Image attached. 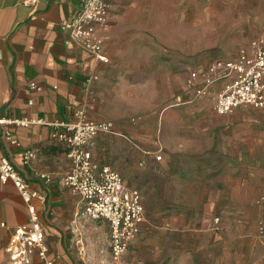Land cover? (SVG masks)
<instances>
[{"label": "rangeland", "instance_id": "374dc122", "mask_svg": "<svg viewBox=\"0 0 264 264\" xmlns=\"http://www.w3.org/2000/svg\"><path fill=\"white\" fill-rule=\"evenodd\" d=\"M119 2L117 14L136 34L135 43L145 40L147 51L166 54L160 60L166 70L153 61L144 92L155 115L178 105L182 111L169 117L171 123L153 115L145 133L149 159L144 166L128 163L136 169L124 181L141 194L142 232L115 259L108 223L81 213L88 221L78 243L86 249L82 264H264V108L219 115L208 101L192 103L196 97L187 86L192 69L235 57L258 35L264 0ZM5 249L0 264L9 260Z\"/></svg>", "mask_w": 264, "mask_h": 264}, {"label": "crops", "instance_id": "0c3cea01", "mask_svg": "<svg viewBox=\"0 0 264 264\" xmlns=\"http://www.w3.org/2000/svg\"><path fill=\"white\" fill-rule=\"evenodd\" d=\"M22 1L0 0V119L42 122L0 125V157L9 159L33 189L46 195L45 202L38 203V215L50 257L56 264H82L79 255L86 249L85 244H79L84 241L88 221L81 215V197L61 183L70 172L71 160L66 145L53 138L55 132L64 129L58 124L69 122L78 108L92 120L112 121L113 134H99L89 150L94 161L111 166L124 181V176L133 175L136 169L128 163L144 166L149 159L146 150L152 144L145 133L151 130L153 115L161 123H171L169 117L182 111V106L155 115L157 107L153 108L151 95L144 92L150 90L153 61L160 70H166V63L160 61L166 54L147 51L145 40H138L143 45L135 43L136 34L122 26L125 21L117 14L119 0H109L108 25L98 30L104 40L106 62L78 47L60 28L63 20L81 8L82 0H38L34 17ZM215 60L191 71L203 70ZM224 83H215L210 96L196 97L192 103L208 101L213 108V96ZM243 107L249 106L237 109ZM7 131L17 144L6 139ZM26 150L36 153L29 164L23 162ZM154 161L158 162L155 156ZM40 174H47L50 181ZM27 223V208L16 188L11 182H0V247L5 248L14 230ZM31 264L41 263L34 256Z\"/></svg>", "mask_w": 264, "mask_h": 264}, {"label": "built area", "instance_id": "2783aa9c", "mask_svg": "<svg viewBox=\"0 0 264 264\" xmlns=\"http://www.w3.org/2000/svg\"><path fill=\"white\" fill-rule=\"evenodd\" d=\"M22 4L31 8V16L34 17L38 0H23ZM109 10V0H82L81 8L60 23V28L78 47L103 62L107 58L103 53L104 40L98 30L108 25ZM220 81L225 83L213 96V109L219 115L229 114L241 106L264 108V28L239 50L235 58L217 59L203 70L191 71L187 86L195 97H208L212 86ZM36 122L42 120L0 119V125L28 126ZM58 125L64 129L55 132L53 138L66 145L67 156L71 160L70 172L61 179V183L81 197L86 218L108 223L110 252L118 259L140 233L145 214L139 191L126 186L120 173L111 166L94 161L89 150V145L99 134L114 131V123L92 120L84 109L78 108L69 122ZM6 139L12 144L18 143L10 131L6 132ZM35 157L34 150H26L23 162L29 164ZM161 158L160 154L155 156L157 161ZM39 176L46 182L50 181L47 174ZM0 182L13 184L28 212V223L14 230L6 246L9 256L6 264H31L34 256L41 264H56L50 257L38 215V203L43 204L46 195L33 189L6 157H0ZM214 222L217 224L219 218L216 217Z\"/></svg>", "mask_w": 264, "mask_h": 264}]
</instances>
